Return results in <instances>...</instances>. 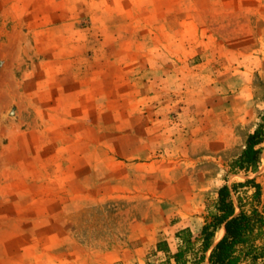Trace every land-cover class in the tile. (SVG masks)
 <instances>
[{"label": "rangeland", "instance_id": "obj_1", "mask_svg": "<svg viewBox=\"0 0 264 264\" xmlns=\"http://www.w3.org/2000/svg\"><path fill=\"white\" fill-rule=\"evenodd\" d=\"M223 185L264 218V0H0V264H167Z\"/></svg>", "mask_w": 264, "mask_h": 264}, {"label": "trees", "instance_id": "obj_2", "mask_svg": "<svg viewBox=\"0 0 264 264\" xmlns=\"http://www.w3.org/2000/svg\"><path fill=\"white\" fill-rule=\"evenodd\" d=\"M262 134L261 128L256 129L247 138V144L242 154L233 163L235 168H246L251 162L257 158V150L255 145L260 142V136ZM253 182V180H247L245 184ZM256 186V191L253 197H257L260 193V186ZM235 187V186H233ZM238 207L240 211H236L230 188L227 185H223L218 190V200L216 204V212L212 214L211 221L204 225L202 228V247L201 254L196 260L195 264H204L205 251L212 244V237L217 228L223 226L221 229L222 238H220L212 247L209 254L210 264H240V255L237 254V250L247 244L251 240L252 232L257 224L264 223V218L258 215L256 210H253L251 214H247L242 208L240 200L238 201ZM245 255H250L252 260L255 261L257 256L251 255L250 250H246ZM182 252L176 254V258H180Z\"/></svg>", "mask_w": 264, "mask_h": 264}, {"label": "crops", "instance_id": "obj_3", "mask_svg": "<svg viewBox=\"0 0 264 264\" xmlns=\"http://www.w3.org/2000/svg\"><path fill=\"white\" fill-rule=\"evenodd\" d=\"M195 219L198 221L199 218L195 217ZM202 228L200 227V231L199 234L196 233V229L195 227H189V231L192 232L195 236H197V239L195 241V243H192V247L189 248L186 246V241H185V233L189 232L188 229L185 230L184 232H179L178 235H180L181 237H178V242L176 243V247L170 252V250L168 248H172V245L170 244V247H166L163 246V248H165L164 250H161V248L158 246V252H163L165 253L167 256V264H195L196 260L198 259L199 255L201 254V247H202V242H203V238H202ZM223 228V226L217 228L214 232V235L212 237V244L211 246L205 251L204 253V260L202 261V263L204 264H210L209 263V254L211 252V249L213 247V245L220 239L222 238V231L221 229ZM224 229V228H223ZM188 236V234H187ZM162 247V246H161ZM260 249V248H258ZM245 250L246 248L241 247L237 250V254L240 255L241 259H240V264H264V257H261L258 259L257 262H253L249 257H247L245 255ZM182 252V256H180V258H176V254Z\"/></svg>", "mask_w": 264, "mask_h": 264}]
</instances>
